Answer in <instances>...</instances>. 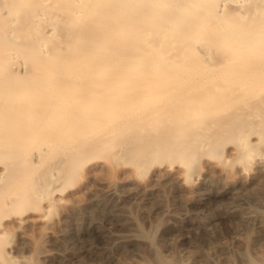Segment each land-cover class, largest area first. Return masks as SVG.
<instances>
[{
	"label": "bare ground",
	"instance_id": "obj_1",
	"mask_svg": "<svg viewBox=\"0 0 264 264\" xmlns=\"http://www.w3.org/2000/svg\"><path fill=\"white\" fill-rule=\"evenodd\" d=\"M115 168L143 213L188 191L264 239V213L240 210L264 201V0H0V239L40 227L38 258L66 259Z\"/></svg>",
	"mask_w": 264,
	"mask_h": 264
},
{
	"label": "rangeland",
	"instance_id": "obj_2",
	"mask_svg": "<svg viewBox=\"0 0 264 264\" xmlns=\"http://www.w3.org/2000/svg\"><path fill=\"white\" fill-rule=\"evenodd\" d=\"M123 177L118 168L100 174L103 180L116 184ZM119 184L114 195L101 194L99 207L84 209V212L82 209V221L78 220V227H70L78 228L76 239L61 241L65 248L61 249L67 250L69 258L55 257L47 262L38 258V252L51 247V243L48 244L45 236L47 240L43 238L42 228L32 226L25 230L32 238L31 242L24 243L17 230L8 231L1 237L4 259H9L11 264H66L81 246H88L87 254L73 264H115V259L124 264H261L264 261V239L256 240L252 235L248 239L237 238L236 233L242 228L238 212H229L226 205H221L214 197L196 206L186 191L181 197L185 204L182 212L175 213V202L169 198L167 205L172 211L157 216L139 209L136 187L122 188ZM90 189L100 190L95 184L90 185ZM80 194L81 200L88 198L87 194ZM56 205L49 217L53 228L58 227L62 210L59 204ZM114 207L123 212H109L108 209ZM245 209L264 213V201L248 198L240 207V210Z\"/></svg>",
	"mask_w": 264,
	"mask_h": 264
}]
</instances>
